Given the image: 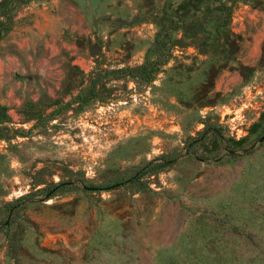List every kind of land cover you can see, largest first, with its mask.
I'll return each mask as SVG.
<instances>
[{
    "label": "rangeland",
    "instance_id": "obj_1",
    "mask_svg": "<svg viewBox=\"0 0 264 264\" xmlns=\"http://www.w3.org/2000/svg\"><path fill=\"white\" fill-rule=\"evenodd\" d=\"M204 2L0 0V264H264V0Z\"/></svg>",
    "mask_w": 264,
    "mask_h": 264
},
{
    "label": "trees",
    "instance_id": "obj_2",
    "mask_svg": "<svg viewBox=\"0 0 264 264\" xmlns=\"http://www.w3.org/2000/svg\"><path fill=\"white\" fill-rule=\"evenodd\" d=\"M214 0H205L203 5V10L205 14L211 13L214 9H221L223 10L224 16L229 17L230 15V7L226 6L219 2L218 5L213 4ZM5 30V26H1L0 23V33Z\"/></svg>",
    "mask_w": 264,
    "mask_h": 264
},
{
    "label": "crops",
    "instance_id": "obj_3",
    "mask_svg": "<svg viewBox=\"0 0 264 264\" xmlns=\"http://www.w3.org/2000/svg\"><path fill=\"white\" fill-rule=\"evenodd\" d=\"M223 76H227V77H226V78H227L226 81H225V82H222L223 84H226V83L229 82V80H230L231 78L234 77V74H233L232 72H230V71H224V72L220 73V74H219V77L216 78V81H215V88H218V89H219V87H221V85H223V84L221 83V78H222ZM225 88H226V87H225ZM226 89H227V88H226Z\"/></svg>",
    "mask_w": 264,
    "mask_h": 264
},
{
    "label": "water",
    "instance_id": "obj_4",
    "mask_svg": "<svg viewBox=\"0 0 264 264\" xmlns=\"http://www.w3.org/2000/svg\"><path fill=\"white\" fill-rule=\"evenodd\" d=\"M264 136V132L259 136L258 140H260L261 138H263Z\"/></svg>",
    "mask_w": 264,
    "mask_h": 264
}]
</instances>
